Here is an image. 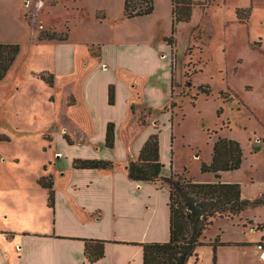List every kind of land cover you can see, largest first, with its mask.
I'll return each instance as SVG.
<instances>
[{
    "label": "rangeland",
    "instance_id": "rangeland-1",
    "mask_svg": "<svg viewBox=\"0 0 264 264\" xmlns=\"http://www.w3.org/2000/svg\"><path fill=\"white\" fill-rule=\"evenodd\" d=\"M124 1L0 0V42L21 47L0 80V132L10 139L1 144L0 157L8 162L4 169L12 168L30 181L47 164L61 202L79 207L89 192L68 193L67 185L76 181L64 171L71 158L109 156L121 172L126 170L127 155L122 147L105 148L103 136L85 142L83 129L66 123L90 124L94 102L100 119L114 117L125 123L133 116L125 108V101L131 100L164 107L158 114L151 115L148 108L141 112L155 133L162 127L157 117L171 116L160 133L166 173L173 158L175 173H185L186 168L197 182H215L214 174L201 172V162L211 163L213 143L221 136L238 141L244 150L242 167L225 173L222 181L242 185L254 178L264 184V147L253 151L264 141V0H215L206 9L197 5L191 22L177 26L172 50L166 42L172 34V0H156L153 14L135 19L124 16ZM238 8L251 9L247 23L238 19ZM41 31L69 33L70 38L40 41ZM101 51L110 66L107 70L96 58ZM44 72L55 74L54 87L39 78ZM110 82L121 89L119 110L103 107ZM208 86L210 95L200 92ZM70 89L74 93L69 94ZM75 95L78 106L66 107L75 104ZM138 123L129 127L130 135L140 129ZM64 134L80 144L69 146ZM12 195L8 193L7 204ZM49 216L51 223L52 211Z\"/></svg>",
    "mask_w": 264,
    "mask_h": 264
},
{
    "label": "crops",
    "instance_id": "crops-1",
    "mask_svg": "<svg viewBox=\"0 0 264 264\" xmlns=\"http://www.w3.org/2000/svg\"><path fill=\"white\" fill-rule=\"evenodd\" d=\"M96 58L99 59L102 69H109V63L103 51ZM173 63L170 82L172 96H174L172 82L175 78ZM103 64L106 68H103ZM54 77H56L55 74ZM147 77H152V75L148 73ZM55 83L54 78V85ZM111 84L116 87L114 105L109 104ZM71 92H73L72 89L69 90V94ZM95 97L97 93L93 94L91 101ZM78 101L76 96L75 104L66 103V107L76 108ZM122 102L121 89L118 88L117 83L110 82L102 98L103 107L107 111L119 110ZM132 105L135 106L136 113H133ZM97 108L98 105L94 102L95 113L91 114L90 124L87 122L70 124L67 118L66 120L69 121L66 127L82 128L86 135L85 142L87 139L103 136V146L107 148L105 145L107 126L109 123H114L116 142L113 150H119L121 147L124 149L127 155L126 170L116 171L117 165L109 156L72 157L70 168L64 171L66 176L72 179L75 177L76 181L74 183L71 181L67 185V191L69 194L77 191L89 192V196L86 202L74 208L69 203H62L55 190L56 205L55 209H51L48 206L47 190L38 184V179L42 176H53L49 173V166L44 165L45 171L33 174L31 180L28 181L17 171L11 170L12 168L4 169L8 162L5 157H0V264H89L85 255L84 239L108 241L105 244V256L94 264H144V249L141 244L170 240L169 188L161 182L133 181L129 178L128 170L130 162L138 158L146 141L156 131L150 123L146 126L138 123L139 114L146 108H151L155 114H158L164 107L158 109L127 100L125 108L133 116L125 123L114 117L100 119L97 116ZM170 118L171 116L167 114L157 117L162 127L167 125L166 120L170 122ZM136 122L140 129L130 135L129 127L132 123L135 125ZM65 136H68L70 143ZM63 138L72 147L80 144L81 141L75 142L67 134H64ZM53 140L54 138L49 142ZM173 140L172 138V143ZM1 144L2 142L0 143V154ZM261 146L264 147V143ZM61 155L62 152L60 155L57 152L58 158ZM160 155L163 163L161 144ZM75 159L111 160L115 167L109 170L75 169L73 167ZM172 161L173 158L169 164L170 173L163 170L164 176H169L172 171L174 172ZM60 162L61 160L58 159L56 164ZM225 173L222 174V180ZM55 181L54 178L56 185ZM55 185L54 188H56ZM241 186L243 198L247 200L259 199L264 194V184H258L254 178L250 180V183ZM9 192H13V195L10 198L11 203L7 204L6 199ZM42 194H44L43 199L40 198ZM51 211L53 219L50 223L49 213ZM234 220L237 221L233 223ZM259 225H264V204L247 208L240 217L235 219L226 218L215 221V224L206 232L204 241L210 243L220 235L221 240L228 243L218 248L217 264H264V248L258 245L264 238V229H258ZM233 233H239L241 237H233ZM196 253L198 256L191 257L188 264H205L204 259H207V264H213L211 246L199 247Z\"/></svg>",
    "mask_w": 264,
    "mask_h": 264
},
{
    "label": "trees",
    "instance_id": "trees-1",
    "mask_svg": "<svg viewBox=\"0 0 264 264\" xmlns=\"http://www.w3.org/2000/svg\"><path fill=\"white\" fill-rule=\"evenodd\" d=\"M156 0H125L124 16L127 19H135L148 16L155 11ZM215 0H206L201 3L196 0H172V34L166 38L169 46H174L177 42V26L180 23H189L192 20L194 9L197 5L206 9L207 5ZM251 9L248 10L250 12ZM243 12L247 14H242ZM247 10L237 9V17L242 23H247L250 15ZM196 30V29H195ZM69 33L60 34L56 32L41 31L40 41H67ZM21 47L18 43L0 42V80L4 79L14 65ZM100 56V55H98ZM39 78L50 87L54 86V76L49 73H42ZM173 88L175 78H173ZM201 93L210 95V86L200 89ZM174 93V90H173ZM116 87L111 84L109 87V104H115ZM136 113L135 106L131 107ZM149 113L154 110L149 108ZM165 111V110H164ZM222 114V109L218 115ZM140 124L146 126V117L139 114ZM116 129L114 123H109L106 134V147L113 149L116 142ZM160 133L158 129L153 133L143 146L136 160L130 162L129 178L137 182H162L169 188L170 200V240L168 242H152L141 244L144 249V264H188L193 256L197 255L199 247L209 245L213 249V264L218 262V248L228 245L221 240L218 235L210 243H206V232L219 219H235L249 207H257L264 204V194L261 198L247 200L243 198L242 186L239 183H227L222 181V174L236 171L242 167L244 161V150L241 144L234 140L219 136L213 143L211 163L201 162L202 173H212L215 182L201 183L194 180L188 174L171 172L169 176L163 175L165 165L161 161L160 155ZM68 142V136H65ZM174 139V136L172 137ZM10 139L0 132V143L8 142ZM264 143V141H263ZM262 149L261 145H255V153ZM199 156V155H198ZM173 161L171 162V164ZM75 169H102L109 170L115 167L111 160L100 159H75L73 162ZM38 184L47 190L48 206L55 209L56 192L54 188V178L52 175L42 176L38 179ZM258 229H264V225H259ZM85 255L89 264H94L105 256V244L108 241L97 239H84ZM264 248V238L258 243Z\"/></svg>",
    "mask_w": 264,
    "mask_h": 264
}]
</instances>
